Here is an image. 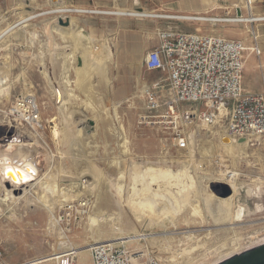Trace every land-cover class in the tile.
Segmentation results:
<instances>
[{
	"label": "rangeland",
	"instance_id": "1",
	"mask_svg": "<svg viewBox=\"0 0 264 264\" xmlns=\"http://www.w3.org/2000/svg\"><path fill=\"white\" fill-rule=\"evenodd\" d=\"M203 1L210 2L212 9L200 13L201 16L232 18L236 8L247 16V10L241 9L243 0ZM192 2L0 0L1 14L4 9L14 7L15 11L8 10L16 16V20L5 21L0 28L1 32L13 26L0 39V145L14 139L33 143L31 146L36 150L33 162L42 178L34 185L32 181L17 188L15 196H22V189L27 190L18 200L0 201V264H30L56 254L70 255L69 252L75 254L73 264H92L88 251L81 255L76 250L97 240H120L140 233L147 235L146 240L124 242L131 254L153 256L162 264H180L177 257H183L182 264L188 258L199 260L198 264H214L264 239V136L252 142L237 140L248 144L233 156L221 149L224 123L210 128L199 124L190 130L192 142L184 150H177L160 129L138 124L141 86L151 76L145 69L146 54L157 46L158 31L167 28L168 22L176 21L101 14L119 10L138 12L140 8V12L152 15H197L179 10ZM59 4L87 12L67 15L77 24L76 28H83L82 34L69 31L60 35L68 27L57 24L60 14H48ZM251 13L261 20L176 23L183 24L181 27L188 32L243 41L247 46L243 87L254 93L264 89V0H256ZM255 43L258 55L251 51ZM64 80L69 83L65 85ZM20 96H30L38 104L43 127L38 133L25 128L14 132L4 125V112ZM64 99L66 103L60 107L59 102ZM52 119L62 131L58 139L53 138L50 130ZM88 120L93 121V126ZM145 167L151 175L144 177L141 170ZM227 171L238 175L232 186L227 176L221 175ZM161 172L171 179L176 177L172 188L179 182L188 187L183 195L187 193L191 202L181 212L184 217L178 218L176 227H170L169 223L166 227L150 226L149 218L138 221L126 206V190L131 180L137 186L142 179H148L156 187L170 186L159 180ZM49 178H53L50 183L59 180L58 194L46 192L44 183ZM82 178L87 184L82 183ZM0 180L2 183V176ZM221 185L232 188L229 196L236 194L229 208L233 217L223 225L213 221L219 214L218 207L202 201L208 193L229 197L221 196L225 194ZM172 190L177 197V190ZM65 196L67 200L63 201ZM66 202H83L87 207L65 227L57 215ZM161 204L168 206L167 200L161 199ZM51 216L58 220L57 224L50 223ZM231 219L234 226H228ZM182 249H187L184 254L180 252Z\"/></svg>",
	"mask_w": 264,
	"mask_h": 264
},
{
	"label": "built area",
	"instance_id": "2",
	"mask_svg": "<svg viewBox=\"0 0 264 264\" xmlns=\"http://www.w3.org/2000/svg\"><path fill=\"white\" fill-rule=\"evenodd\" d=\"M255 2L243 0L241 9L252 12ZM242 17H195L190 22L245 23ZM157 37L158 44L146 54L144 64L147 71L161 72L163 77L141 86L138 124L160 129L177 150L188 148L192 142L189 132L199 124L210 128L224 123L223 137L236 141L252 142L264 136V90L253 93L243 87L247 50L243 41L166 28L159 30ZM251 51L260 53L256 43ZM3 118L5 127L14 132L25 128L38 133L43 128L38 104L29 96L15 98ZM85 207L83 202H66L57 217L66 227L85 212ZM87 251L92 264H162L153 256L131 254L117 240L93 242ZM74 261L75 254H70L57 258L55 264Z\"/></svg>",
	"mask_w": 264,
	"mask_h": 264
},
{
	"label": "bare ground",
	"instance_id": "3",
	"mask_svg": "<svg viewBox=\"0 0 264 264\" xmlns=\"http://www.w3.org/2000/svg\"><path fill=\"white\" fill-rule=\"evenodd\" d=\"M249 11L250 10H247V14L248 15L246 17H242V19H243L242 22L251 23V22H254V21L261 20L258 17H254L253 15L252 16H249V13H248ZM54 13L60 14V16H59L60 18H69L67 15L83 14V13H87V12L85 10H78V9H75V8L67 7L64 4H59V5L56 6V8H55L54 11L48 12V14H54ZM101 14L118 15V16H127V15H129V16H132V17H139V18H158V19L159 18H162V19H175V18H179L180 20H187V21H192V20H194L195 17L209 18L208 16H201V15H177L176 17H174V16H165V15H152L150 13H143V12H140V11H138V12H129V11H125V10H119L117 12H110V13L109 12L108 13H105L104 12V13H101ZM30 19H32V18H29L28 20H30ZM69 19H70V26L68 27V31H66V30L65 31L62 30L61 32L58 31V32H60V35L64 34V32H69V31L70 32L72 31V33L74 32L76 34H82V32H83L82 29L83 28L82 29L81 28H76V25L77 24L75 25V23H73L74 20L72 21V17L69 18ZM58 27H55V28H58ZM12 29H13V26H9L6 30H3V31L1 30L2 31V33L0 32L1 33L0 34L1 37L3 35L5 36V34L9 33V31L12 30ZM62 29H64V28H62ZM59 30H61V29H59ZM89 45L91 46L92 44H89ZM68 55H66V56H68ZM65 78H67V77L65 76ZM67 80H64L65 85H67L69 83V81H67ZM62 82H63V80H62ZM65 89H66V87H65ZM55 90H57V89H55ZM57 92H58V90H57ZM60 97L61 96H59V98H58L59 100H60ZM59 100H58V102H59ZM64 103H66L65 99L64 100H61L59 102V104H60L59 106L60 107H63V105H65ZM70 120H71V118H70ZM54 121H55L54 119H52V120L49 121L50 123H52V125L50 126V130H51V133H52L53 138L54 139H58L59 136H60V133H62V131L61 130H60L61 132L59 131L58 126H57L58 124L56 122H54ZM247 144H248L247 142L240 143V142H238L236 140H231V139L227 138L226 143H222L221 149L227 155H233L234 156L236 150H241V148L242 147H246ZM31 145L33 146L34 144L33 143L32 144L31 143H24V142H22L20 140L17 141V139H14V141H11L10 143H7L5 145H3V144L0 145V176H2V183L5 182L6 178H8V182L11 184V188L9 190V189H6L5 186L1 185L2 183H0V192H1V194H0V201L4 202L8 198H13V199H17L18 200L19 198H21V197L24 196V194H25V192L27 190L26 189H22V191H23L22 196H19V195L18 196H15L13 194V192L16 191L17 188H21L26 183H29V182H32V181H34V183L32 184V185H34V184L38 183L42 179V178H40V176L37 175L38 174V171H39V168L33 162V157L36 154V150ZM141 171H142V175L144 177L146 175H148V176L151 175V173L148 174V172L146 170V167L143 168ZM221 175L222 176H224V175L227 176V178L229 180L228 182L232 186L234 184V181L236 179V175L237 174L234 173V172L227 171V172L222 173ZM237 177H238V175H237ZM175 178L176 177L173 176L172 179H171L165 173L161 172V175H160L159 180L167 181L170 184V186L169 185H164V186H161V187H156L154 184L151 185L149 183L148 179H146V180L144 179V181H143V179L141 178L142 181H140V183H139L138 186L134 184V181L135 180H131L130 183H129L130 186L128 187V189L126 188L127 189L126 190L127 196H126V199H125L126 204H127L126 206L130 210L131 214L138 221H140L139 219L149 218V221L148 222H149V225L150 226L155 225V224H158V225H161V227H166L165 224L166 223H169L170 224V227H171V225L173 227H176V225L178 224V218L182 215L181 212L184 210V208H185L186 205H190V202L191 201H190V199H189L190 197L187 195V193H186V196L183 195V194H185V192H187L186 189L188 187L186 188L185 187V184L184 185H179L180 182L174 187L177 190V193H178L177 194V197H179V198H177L175 196L176 193L175 194H172L171 191H173L172 189H174V188H172V186L175 183ZM52 180H53V178H49L48 182L47 183H44L45 186L44 185L43 186L46 189V192L51 193V195H54L55 193L58 194L59 193L58 192L59 191L58 190L59 189V184L57 182L59 180L57 179L56 182L50 183ZM32 185H29V186H32ZM40 185H41V183H40ZM25 188H26V186H25ZM70 188H72V187H70ZM85 189H87V188H85ZM64 192H60V194L64 195ZM76 195H78V194H76ZM166 195L168 196L167 198H166ZM178 195H180V196H178ZM233 195H236L235 192H234V194H232L231 196L226 197V198L216 197L215 195H213L211 193H208L206 196L204 195V198L202 197L203 200L202 199L201 200L204 203H206V204L207 203H211L212 205H215L216 207H218L217 210H219V214L217 216V219H214L213 220V221H215L214 223H216V224L218 223L219 225L220 224L223 225L224 223H226L227 221L230 220L229 219L230 216H231V218L233 217L230 214V211H229L230 206L234 202L233 201V199H234L233 198ZM71 196H73V195H71ZM62 199H63V201H66L67 200V197L65 196ZM161 199L162 200H167V205L168 206L163 205V204H161V205H163V206H161L160 205ZM43 200H45V199H43ZM46 206L49 209L52 208V207H50L51 206L50 204H47ZM191 208L193 209V212L196 211L195 206H193ZM169 210H171V211H169ZM174 210H178V211L175 212ZM211 216L213 217V214L212 213H211ZM51 218L52 219L50 220V223L52 225L58 223V221L56 219H53V216H51ZM230 222L231 223H228L229 224L228 226H230V225L231 226H234L233 225V220L230 221ZM162 235H164V234H162ZM146 237H147V235H143V234L140 233V234H137V235H135L133 237L122 238V239L117 240V241H119V242H121V243L124 244L125 241H130V240H135V239H145ZM190 237L188 236V238H190ZM188 238H186V240ZM104 241H107V240H104ZM104 241L103 240H97V241H94V242L96 243V242H104ZM109 241H114V240H109ZM88 246L89 245L82 246V247L79 248V250H76V251L79 254L82 255L84 252H87ZM71 248H73V247H71ZM71 248H69V249H71ZM186 250L187 249H182L180 252H182L184 254V252ZM178 251H179V249H178ZM68 254H71V252H69ZM62 255L65 256V254H62ZM60 256L61 255H57V254L56 255H52V256H48V257H45V258H43V259H41V260H39L37 262H32L30 264H40V263H45V262H49V261H54L55 262V260L57 258H60ZM172 258H174L173 255H172ZM182 258H179V257L176 258V259L180 260V264H182L181 263V259ZM185 260L186 261L183 260V262H184L183 264H198L199 263V260L193 261V260H195L193 258L192 259L188 258V259H185Z\"/></svg>",
	"mask_w": 264,
	"mask_h": 264
},
{
	"label": "water",
	"instance_id": "4",
	"mask_svg": "<svg viewBox=\"0 0 264 264\" xmlns=\"http://www.w3.org/2000/svg\"><path fill=\"white\" fill-rule=\"evenodd\" d=\"M58 0H53V3H57ZM138 11H142V9L138 8ZM236 16H241V10L240 8H236ZM59 26L62 27H69L70 26V20L69 18H58L57 20ZM82 62L80 59H78V66H81ZM60 94H58L59 98ZM81 120V119H78ZM77 121V119H76ZM88 124L90 126H93V121L88 120ZM224 143L227 141V137H224L222 139ZM243 141V139H240V142ZM83 184H87V181L82 178L81 179ZM5 186L7 188H11L10 183L8 182V178H6L4 182ZM224 191L225 194H221V196L226 197L231 194V189L226 185L220 186ZM214 264H264V239L260 240L252 245H249L239 251H236L230 255L225 256L224 258L220 259L219 261L215 262Z\"/></svg>",
	"mask_w": 264,
	"mask_h": 264
},
{
	"label": "crops",
	"instance_id": "5",
	"mask_svg": "<svg viewBox=\"0 0 264 264\" xmlns=\"http://www.w3.org/2000/svg\"><path fill=\"white\" fill-rule=\"evenodd\" d=\"M242 3H243V1H242ZM8 9H10L12 12L15 11L14 7H9L6 10L4 9L3 14H1L2 9H0V28H2L4 26L5 21L16 20V16L15 15L13 16L12 12H10ZM75 9L83 10V9H79V8H75ZM211 9H212V5L210 4V2H208V1L204 2L203 0H193V2L190 3L189 5L185 4V5L181 6L179 10L183 13L186 12V13H194V14L200 15V13L209 11ZM235 13H236V11H235ZM248 13H251V12L249 11ZM11 14H12V16H11ZM18 14L19 13L16 12V15H18ZM249 16H251V15H249ZM170 21L181 22V21H177V20H170ZM12 22H14V21H12ZM176 22H168L165 25V26H167L166 29L188 32V31H186V28L181 27V25H183V24H178ZM196 23H201V22H196ZM181 28H183V29H181ZM1 33H2V31H1ZM3 37H4V35L2 37L0 35V39ZM149 72L151 73V76L149 77L150 80L148 79V81L146 80V82H151L155 79L163 77V74L161 72H158V71H149ZM262 90H264V89H262Z\"/></svg>",
	"mask_w": 264,
	"mask_h": 264
}]
</instances>
